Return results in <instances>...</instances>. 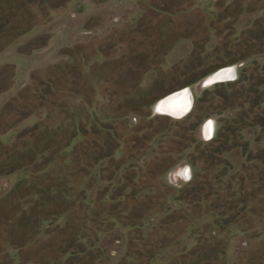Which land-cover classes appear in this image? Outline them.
Masks as SVG:
<instances>
[{
  "label": "rangeland",
  "instance_id": "rangeland-1",
  "mask_svg": "<svg viewBox=\"0 0 264 264\" xmlns=\"http://www.w3.org/2000/svg\"><path fill=\"white\" fill-rule=\"evenodd\" d=\"M24 1L25 8L13 5L4 17L12 22L7 26L11 31L1 36L0 48L7 44L4 52L35 53L24 63L32 69L31 86L8 98L20 80L11 81L15 67L1 63L0 98L8 106L0 113V132L39 101L57 115L51 118L60 125L56 140L34 143L35 148L48 152L62 146L65 155L73 151L68 158L78 169L74 175L67 170L65 181H85L86 189L94 185L96 212L148 217L136 221L143 223L137 230L108 219L105 230L112 234L106 235L107 246L128 247L133 233L140 250L159 248L157 261L172 264L187 252L186 245L174 246L175 239L182 232V241L187 237L185 220L194 213L175 199L201 188L209 212L201 223L206 258L264 264V126L259 119L264 106H254L255 94L238 99V91L259 87L264 92V85L259 86L264 79V0ZM22 28L24 36L11 41ZM233 67L232 79L209 81L218 70ZM239 77L245 81L230 84ZM43 79L37 89L35 81ZM185 88L194 102L204 100L200 117L191 118V111L181 118L159 112L161 99ZM243 113L248 126L236 138L227 137ZM208 119L215 121L211 140L203 138ZM219 147L221 153L214 154ZM212 154L217 158L212 160ZM13 155L0 144V172L17 165L36 170L41 161ZM50 160L42 159V166ZM183 163L191 166L192 179L170 182L169 171ZM213 204L228 212L221 219L232 217L238 223L214 228ZM70 209L78 214L69 224L83 229L87 207ZM218 251L226 255L218 256Z\"/></svg>",
  "mask_w": 264,
  "mask_h": 264
},
{
  "label": "crops",
  "instance_id": "crops-1",
  "mask_svg": "<svg viewBox=\"0 0 264 264\" xmlns=\"http://www.w3.org/2000/svg\"><path fill=\"white\" fill-rule=\"evenodd\" d=\"M26 54L29 56L20 52L17 53V50H8L2 53L5 59L0 60V66L12 64L15 71L11 75V81L16 84L20 80L18 85L11 87L7 94L8 98L19 92L23 86H26L27 89L31 86L32 69L26 67L24 63L34 57L35 53ZM9 60H15V62L6 63ZM44 81V79L35 81L37 89ZM4 100V98H0V113L8 106V101L5 102ZM5 105L7 106L4 107ZM12 107L15 109L13 104ZM48 108L40 101L37 105H28L25 112L22 110L24 116L20 117L15 113L16 121L12 122L11 125L7 124L4 132H0L1 145L7 147L9 153L12 152L14 157L20 156L26 159L30 157L35 159V162L37 159H41V161L48 159V156L52 159L46 161L43 166V162L40 161L38 166H34L37 168L36 170H32L28 165H17L10 172L0 175V260L7 259L11 264H67L66 262L71 259L72 254L70 252L64 253L65 246L78 243L90 245L88 239L80 240L82 234L79 227H75L76 222L69 224V221L72 220L70 217L78 213H73L68 208L75 205L79 207V201L74 193L65 196L60 192L64 188L62 184H59L64 179V173L74 169V164H70L69 158L71 157L68 156L73 151L68 150L67 155H65L64 148L61 146L58 150H50L51 152L48 151L50 152L48 153L46 150H39L38 145L37 149L34 146V143L49 141L52 138L56 140L58 135L57 131L60 125L57 121H52L51 118H55V113H48ZM48 117L51 121L47 120ZM1 126L4 125H0V131ZM77 139L78 136H75L70 141L74 142ZM18 143L22 146L20 147ZM84 183L85 181L81 184L76 182L68 186L70 189L76 186L75 191L80 189L86 191L87 212L89 213L90 209L95 211L97 204L95 187L92 185V188L89 186L86 189ZM59 185L60 187H58ZM69 212L73 214L70 215ZM203 219L204 217L197 223L198 227H201ZM107 234L111 235L112 232L100 233L94 240V246L91 250L94 252L95 249H100L103 252L100 264H118L125 255L127 246L125 244L118 248L107 246L105 241ZM116 243L119 244L120 241ZM121 244H123L122 241ZM195 244V238L187 235L177 246L186 245V251L189 252ZM105 256L108 257L105 258ZM157 260L155 257L151 264H163ZM0 264L3 263L0 261ZM91 264L96 263L92 262Z\"/></svg>",
  "mask_w": 264,
  "mask_h": 264
},
{
  "label": "trees",
  "instance_id": "trees-1",
  "mask_svg": "<svg viewBox=\"0 0 264 264\" xmlns=\"http://www.w3.org/2000/svg\"><path fill=\"white\" fill-rule=\"evenodd\" d=\"M19 1H21L22 5L19 4ZM43 1L44 0H42L41 3ZM13 5H17L19 8L20 7H23V8L26 7V3L24 0H0V10H2V11H0V15H2V16H0V24L2 22V25L0 26V40L2 39V37H1L2 35L11 31V29H8L7 26L9 24H11L12 22H10L9 19H6V18L10 15L9 10L12 9L11 7ZM19 8H17V9L20 10ZM4 17H6V18H4ZM25 30H23V28L17 29V35L15 36V38H12L11 41H15V43H16V41L19 40L18 38L24 36ZM15 43L12 42L10 44H15ZM6 45L4 46V48H3V45H1L2 47L0 48V54H2L5 51V49L7 48ZM222 69H225V68H222ZM220 70H218V71H220ZM263 71H264V69H263ZM240 78L241 77H239V79H237L234 82H230V84L233 83L234 87L238 86L239 84L242 83V81H245V79L240 81ZM260 85H264V79L259 84V86ZM242 88H243V86H242ZM245 92L246 91H244L242 93L241 91H238V95H239L238 99L239 100L241 98L245 97L243 95L255 94L253 97L254 106H258V105L264 106V99L262 98V97H264V92H261L259 87H257V88L253 87L252 90L247 91L248 93H245ZM246 98H249V96L247 95ZM246 101H248V100H246ZM203 102H204L203 99H200V98L196 99V101L194 102L193 107L191 109V112L189 113V116H191V118L192 117H197V118L200 117L199 114H200V111L202 110ZM246 114L247 113H243L241 120L236 122L235 127L231 126V127H229V129H227L229 131L228 132L229 136H227V137H230L233 135L232 137L236 138L238 136V134L242 133V130L247 125L245 123V120L247 119ZM259 119H261V121L263 122V126H264V111L261 112ZM261 121H259V122L257 121V123L255 125L261 126L262 125L260 123ZM0 144H1V142H0ZM226 148H227V143L224 144V150H227ZM217 153H221L220 147L217 148V150L214 152V154H217ZM211 158L213 160L217 157L213 156V154H212ZM74 169H78V168H75V165H74ZM74 169L71 172H68V174L71 173L72 175H74L75 174ZM4 173L5 172H3V173L0 172V175H2ZM76 182L78 183V181H73L70 179L65 181V176H64L63 181L61 183L59 182V184H62V186L64 187L63 190H61L60 192L65 194V196H69V195H71V193H74V196L79 201L81 206L85 205L87 207V193H86V191L83 189H80L79 191L78 190L75 191V189L77 188L76 186L73 187L74 189L73 188L70 189L68 186L69 184L76 183ZM58 187H60V185ZM202 191H203V189H201V188L192 189V190L187 191V194H185L183 197H179V198L177 197L175 199L176 202L185 203L188 207H192V211H194V213L189 214L187 217V220H185L186 222H185V227H184L185 228L184 236L185 235L186 236L191 235L192 237L195 238L196 244L189 252L184 253V254L176 257L173 260L172 264H227L226 261L216 262V260H214V259L212 260L211 257L206 258V252H207L206 250L207 249H205V247H206V245L204 243L205 241L202 239V236H204V233H202L201 227L197 226L198 225L197 223L199 222V220L209 213V212L205 211L206 209H204V208H206V205H204L206 202L205 198H203L202 195H199V193ZM209 195H212V193L210 192L206 196L208 197ZM246 197H248V194L245 195L244 198H242L243 200L240 203H244L245 201H247ZM211 208L212 209L210 210V212L214 213L218 217L217 218L215 216L216 219H215L214 223L212 224V226L214 228H222L223 229L226 225H233L235 223L236 224L238 223V222H236L237 219L232 218V217H229L230 219H221V218H224V216L228 212L224 209H222L223 211L220 210V208H222V207L219 206L218 204H213ZM68 209H70V207ZM231 209L233 210L234 208L231 207ZM87 210H88V207H87ZM87 210H86V212H87ZM197 211H199L201 213L199 215L194 216ZM219 211H222V212H219ZM138 214H139V216H138L137 220H140L141 222L142 221L147 222L148 217H145L144 214H142V213H138ZM106 216L108 218H106ZM117 218L115 217V215L113 213H106L105 210H103V212H100V211L96 212L94 210L91 211V209H90V212L89 213L87 212V214L85 215L84 226L82 227L83 229H81L79 225H75L76 228L79 227L80 230H83L85 232L81 235L82 237H80V240L88 239L90 242V245L87 246L83 243H78V244L65 246L64 253L70 252L72 254L71 259L67 260L66 263L67 264H91L92 262H95L96 264H100V259L103 256V252H101L100 249H95L94 252H92L91 248L94 246L93 242H94V240L97 239L98 235L102 232H105L106 231L105 228L110 227L106 224L107 222L112 221V222L117 224V223H119L118 220L122 221L123 223H125L124 226L129 228L130 230H135V229L137 230L138 228H140L143 225V223L140 224L139 222H136L137 221L136 218H131V219H127V218L125 219L122 217H117ZM96 220H98L99 222H96ZM205 230L209 231L208 227H205ZM210 230H213V228ZM80 233H81V231H80ZM132 235H133V233H131V236L129 235L130 237H128V239L130 241L128 242L127 251H126L125 255L119 260L118 264H151L152 261L154 260V258L160 254L159 248L155 249L156 248L155 247L154 249H149V250L146 249V251L143 252L142 250H140L138 248L137 243L139 241V237H133ZM182 236H183V232H182V234H177V237L175 239V242L176 241L177 242L174 246H177L182 242V239H181V238H183ZM150 244L153 245L155 243H150ZM174 246H171V247H174ZM163 248L165 249L167 247H163ZM224 252L218 251L217 254H218V256L223 255V254L225 256L226 253H224Z\"/></svg>",
  "mask_w": 264,
  "mask_h": 264
},
{
  "label": "bare ground",
  "instance_id": "bare-ground-1",
  "mask_svg": "<svg viewBox=\"0 0 264 264\" xmlns=\"http://www.w3.org/2000/svg\"><path fill=\"white\" fill-rule=\"evenodd\" d=\"M235 75H236V68H225L219 71L218 73H216L212 78H214V82H219V81H225L228 79H232ZM167 100L169 101V105H168L169 108L164 106V104H162L159 106L160 112L162 113H165L167 111L172 112L170 114L177 118H181L187 115V114L183 116L177 115L179 113H183L187 111L189 104L191 103L190 92L187 88H185L184 90L175 92V94L173 93L170 97H168L164 101H167ZM177 109L180 110L181 112H178Z\"/></svg>",
  "mask_w": 264,
  "mask_h": 264
},
{
  "label": "clouds",
  "instance_id": "clouds-1",
  "mask_svg": "<svg viewBox=\"0 0 264 264\" xmlns=\"http://www.w3.org/2000/svg\"><path fill=\"white\" fill-rule=\"evenodd\" d=\"M203 128V138L205 140H211L214 134L215 121L214 119H208L202 126ZM170 182H184L187 183L192 179L191 166L187 163L182 165H177L173 170L168 173Z\"/></svg>",
  "mask_w": 264,
  "mask_h": 264
},
{
  "label": "water",
  "instance_id": "water-1",
  "mask_svg": "<svg viewBox=\"0 0 264 264\" xmlns=\"http://www.w3.org/2000/svg\"><path fill=\"white\" fill-rule=\"evenodd\" d=\"M188 90H189V92H190V96H191V103L189 104V107H188V109H187V111H185V112H183V113H179V114H177L178 116H183V115H186V114H188V112H190L191 111V109H192V107H193V104H194V97H193V93H192V91L189 89V88H187ZM175 94V93H174ZM172 95V94H171ZM171 95H169V96H166L164 99H163V101L165 100V99H167L168 97H170ZM160 102V101H159ZM177 111L178 112H181L180 110H178L177 109Z\"/></svg>",
  "mask_w": 264,
  "mask_h": 264
},
{
  "label": "flooded vegetation",
  "instance_id": "flooded-vegetation-1",
  "mask_svg": "<svg viewBox=\"0 0 264 264\" xmlns=\"http://www.w3.org/2000/svg\"><path fill=\"white\" fill-rule=\"evenodd\" d=\"M213 77V76H212ZM211 77V79L209 80L210 82H214V78H212ZM215 83V82H214ZM184 90V89H183ZM167 103V104H166ZM162 104H164V106H166V107H168L169 108V101L167 100V101H163V99H162V101L158 104V106H157V109L159 110V106L160 105H162ZM160 112V111H159ZM168 112V113H167ZM167 112H165V113H162V112H160V113H162V114H166V115H170V116H172V117H175V116H173V115H171L170 113H172V112H169V111H167ZM175 118H177V117H175Z\"/></svg>",
  "mask_w": 264,
  "mask_h": 264
}]
</instances>
